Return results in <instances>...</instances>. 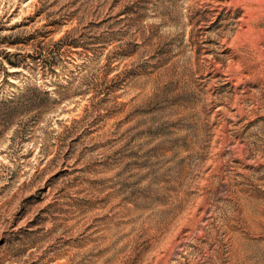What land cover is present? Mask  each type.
I'll use <instances>...</instances> for the list:
<instances>
[{"label":"rangeland","instance_id":"1","mask_svg":"<svg viewBox=\"0 0 264 264\" xmlns=\"http://www.w3.org/2000/svg\"><path fill=\"white\" fill-rule=\"evenodd\" d=\"M0 264H264V0H0Z\"/></svg>","mask_w":264,"mask_h":264}]
</instances>
